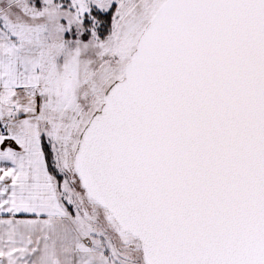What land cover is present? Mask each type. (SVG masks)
I'll list each match as a JSON object with an SVG mask.
<instances>
[{
	"label": "snow or ice",
	"instance_id": "obj_1",
	"mask_svg": "<svg viewBox=\"0 0 264 264\" xmlns=\"http://www.w3.org/2000/svg\"><path fill=\"white\" fill-rule=\"evenodd\" d=\"M0 264H264V0H0Z\"/></svg>",
	"mask_w": 264,
	"mask_h": 264
}]
</instances>
